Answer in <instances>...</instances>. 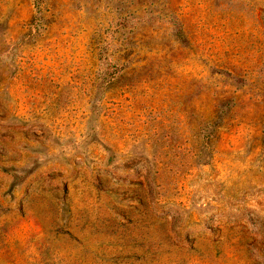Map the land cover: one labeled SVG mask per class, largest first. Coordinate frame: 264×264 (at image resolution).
Masks as SVG:
<instances>
[{"label": "rangeland", "instance_id": "1", "mask_svg": "<svg viewBox=\"0 0 264 264\" xmlns=\"http://www.w3.org/2000/svg\"><path fill=\"white\" fill-rule=\"evenodd\" d=\"M0 264H264V0H0Z\"/></svg>", "mask_w": 264, "mask_h": 264}, {"label": "trees", "instance_id": "2", "mask_svg": "<svg viewBox=\"0 0 264 264\" xmlns=\"http://www.w3.org/2000/svg\"><path fill=\"white\" fill-rule=\"evenodd\" d=\"M176 33H177V31H176Z\"/></svg>", "mask_w": 264, "mask_h": 264}]
</instances>
